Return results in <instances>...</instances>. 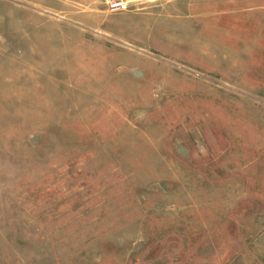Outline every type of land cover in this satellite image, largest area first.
Masks as SVG:
<instances>
[{"label": "rangeland", "instance_id": "1", "mask_svg": "<svg viewBox=\"0 0 264 264\" xmlns=\"http://www.w3.org/2000/svg\"><path fill=\"white\" fill-rule=\"evenodd\" d=\"M164 9L0 0V264H264V65Z\"/></svg>", "mask_w": 264, "mask_h": 264}, {"label": "crops", "instance_id": "2", "mask_svg": "<svg viewBox=\"0 0 264 264\" xmlns=\"http://www.w3.org/2000/svg\"><path fill=\"white\" fill-rule=\"evenodd\" d=\"M137 2L143 0H135ZM156 5L163 4L165 13H156L157 17L165 14V17H179L189 19L191 26H196L194 33L207 35L210 42H219L221 53L216 55V64H248V65H264V55L254 52L257 47L260 51H264V20L252 19L243 16L241 10L253 8L248 6L249 0H146ZM253 1V0H251ZM261 8H264L260 6ZM264 10V9H263ZM240 43L245 44L249 55L241 57L237 55ZM182 46L186 48V42L182 41ZM196 45H190V49H194ZM242 47V45H241ZM205 48V47H203ZM235 52L231 54V52ZM212 56V55H210ZM207 57L206 54L202 55ZM199 65L204 63L197 62ZM205 64V63H204ZM242 74H231L230 80H242ZM246 85L241 88L259 89L263 88L264 76L250 77Z\"/></svg>", "mask_w": 264, "mask_h": 264}, {"label": "built area", "instance_id": "3", "mask_svg": "<svg viewBox=\"0 0 264 264\" xmlns=\"http://www.w3.org/2000/svg\"><path fill=\"white\" fill-rule=\"evenodd\" d=\"M135 0H105L106 5L112 12L129 11Z\"/></svg>", "mask_w": 264, "mask_h": 264}]
</instances>
